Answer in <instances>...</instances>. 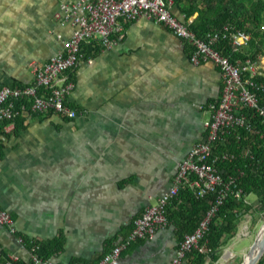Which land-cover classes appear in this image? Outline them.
I'll list each match as a JSON object with an SVG mask.
<instances>
[{"label": "crops", "instance_id": "obj_1", "mask_svg": "<svg viewBox=\"0 0 264 264\" xmlns=\"http://www.w3.org/2000/svg\"><path fill=\"white\" fill-rule=\"evenodd\" d=\"M76 4L0 0V87L30 83L33 66L62 49L76 29ZM173 13L183 19L174 5ZM171 33L141 15L106 46L87 41L86 56L66 73L76 117L28 109L18 132L4 127L0 207L14 231L0 224V248L17 256L13 264H31V243L59 234L54 262L97 261L168 190L191 143L204 139L222 75L209 61L193 63L188 43ZM179 241L166 225L123 249L118 264H171Z\"/></svg>", "mask_w": 264, "mask_h": 264}, {"label": "built area", "instance_id": "obj_2", "mask_svg": "<svg viewBox=\"0 0 264 264\" xmlns=\"http://www.w3.org/2000/svg\"><path fill=\"white\" fill-rule=\"evenodd\" d=\"M173 0H77L78 14L72 16L76 29L67 38L62 49L50 56L41 65L33 66L32 81L23 86L3 85L0 87V120H7L4 127L13 126L12 118L19 113L15 102L26 99L29 110L40 113H53L63 118H74L78 111L67 102V96L73 88V81L66 73L70 71L85 54L81 43L95 39L106 46L113 35L120 36L123 25L145 15L165 25L176 37L190 46L189 57L193 63L209 61L218 67L222 75V88L219 98L209 105L210 116L205 121V137L191 143L186 155L179 162L168 190L160 195L155 203L144 207L133 220V225L125 237L113 245L95 262L72 261L67 264H118L120 253L134 241L149 240L156 231L167 223L165 206L177 194L178 190L188 187L196 196L213 193V201L198 222L195 229L183 236L178 242L171 264H181L186 252L196 249L204 252L201 239L209 229V221L228 195L242 196L237 187L236 176L227 174L215 163L225 159L226 153L213 154L212 144L220 138L228 127L246 125L245 116L239 113L242 107H248L264 122V105L260 104V91L263 89L258 76L261 74L256 60L232 61L217 47L222 39H227L236 50L248 43L250 34L232 24L207 31L197 36L187 22L173 13ZM89 61V60H88ZM247 126V125H246ZM0 224L14 231L10 214L0 207ZM31 264H58L50 257L39 253V245L31 243L29 247ZM4 264H13L17 256L2 253Z\"/></svg>", "mask_w": 264, "mask_h": 264}, {"label": "trees", "instance_id": "obj_3", "mask_svg": "<svg viewBox=\"0 0 264 264\" xmlns=\"http://www.w3.org/2000/svg\"><path fill=\"white\" fill-rule=\"evenodd\" d=\"M175 10L183 14L188 27L197 35L220 28L224 24H232L250 34L248 43L234 50L227 39L217 43L230 60H256L264 55V0H173ZM86 42L81 48L86 56ZM263 89L260 91V104L264 105V73L258 76ZM13 86V85H11ZM15 108L19 113L12 118L14 132L24 125V111L29 109L26 99L16 101ZM239 113L245 116L246 125L228 127L220 138L212 144L213 154L226 153V158L218 160L215 165L227 174L236 176L237 187L242 196L236 198L228 195L209 221V229L200 244L204 252L191 249L186 252L183 261L187 264H205L207 260L218 259L222 248L235 235L238 223L246 213L257 209L264 213V122L248 107H242ZM7 120H0V133L4 132ZM2 155L0 145V157ZM253 195L256 205L247 201ZM214 198L213 193L196 196L188 187L180 188L165 206L167 225L174 228L179 240L192 232L198 222L208 211ZM39 253L50 257L63 245V237L59 234L52 240L39 244ZM76 261V260H75ZM72 262V261H71ZM239 264V263H238ZM256 264H264V252Z\"/></svg>", "mask_w": 264, "mask_h": 264}, {"label": "rangeland", "instance_id": "obj_4", "mask_svg": "<svg viewBox=\"0 0 264 264\" xmlns=\"http://www.w3.org/2000/svg\"><path fill=\"white\" fill-rule=\"evenodd\" d=\"M258 58L257 65L260 75H262L264 73V55ZM246 199L256 205L253 195L247 196ZM263 221L264 213L260 210L255 209L251 213H246L238 223L235 235L222 248L218 259L214 262L207 260L205 264H240Z\"/></svg>", "mask_w": 264, "mask_h": 264}, {"label": "water", "instance_id": "obj_5", "mask_svg": "<svg viewBox=\"0 0 264 264\" xmlns=\"http://www.w3.org/2000/svg\"><path fill=\"white\" fill-rule=\"evenodd\" d=\"M262 230H264V221L257 229L256 235L246 251L248 258L240 264H256L258 262L264 252V234L263 236H260Z\"/></svg>", "mask_w": 264, "mask_h": 264}, {"label": "bare ground", "instance_id": "obj_6", "mask_svg": "<svg viewBox=\"0 0 264 264\" xmlns=\"http://www.w3.org/2000/svg\"><path fill=\"white\" fill-rule=\"evenodd\" d=\"M183 15V14H182ZM172 34V33H171ZM208 101V100H207ZM149 205V204H148ZM18 234V233H17ZM263 234H264V230H262V232H261V234H260V236H263ZM248 258V255H245L244 257H243V259H242V261H244V260H246ZM241 261V262H242ZM240 262V263H241Z\"/></svg>", "mask_w": 264, "mask_h": 264}]
</instances>
